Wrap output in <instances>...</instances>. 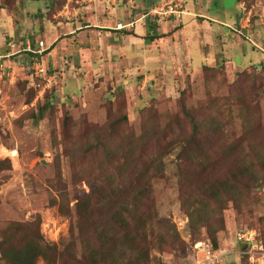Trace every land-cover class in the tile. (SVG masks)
Listing matches in <instances>:
<instances>
[{
	"label": "rangeland",
	"instance_id": "rangeland-1",
	"mask_svg": "<svg viewBox=\"0 0 264 264\" xmlns=\"http://www.w3.org/2000/svg\"><path fill=\"white\" fill-rule=\"evenodd\" d=\"M157 1L167 0H0V161L8 160L0 170V239L9 223L24 225L12 234L16 245L38 226L59 250L77 236L80 259L86 244L118 230L107 220L125 206L122 195L154 215L148 264H197L200 242H216L217 264H264V149L243 159L264 137V0H176L181 13L169 17L148 13ZM118 22L132 26L116 30ZM184 108L224 124L191 146L214 160L201 175L176 142L191 134ZM144 126L149 137L126 151ZM236 142L244 151L231 148ZM155 157L162 168L141 177L143 159ZM244 166L251 172L242 177ZM106 177L122 188L110 196L116 204L107 218L94 202V216L81 215L77 201L92 198ZM219 180L228 183L208 214L211 226L192 230L185 205L206 203L202 184ZM165 225L178 235L172 244L159 239ZM242 232L262 251L238 240Z\"/></svg>",
	"mask_w": 264,
	"mask_h": 264
},
{
	"label": "trees",
	"instance_id": "trees-1",
	"mask_svg": "<svg viewBox=\"0 0 264 264\" xmlns=\"http://www.w3.org/2000/svg\"><path fill=\"white\" fill-rule=\"evenodd\" d=\"M158 2L159 1L155 2L153 5ZM130 33L131 32L129 31H124V34ZM154 37L157 38L160 37V35L155 34ZM151 38H153V36H151ZM211 104L213 105V102ZM251 110H253V107L246 110L248 118H250L253 114V111ZM183 112L185 113L184 115H186L191 124V134L186 140L182 138L181 134H178L180 139L176 140V142L182 143L181 153L186 156L184 157L185 160L193 162L195 165H197V168L200 172L199 175H201L204 171H206L213 165L211 163L214 162V160L211 161V158H207L206 160L201 159L200 154L204 151L201 148H197V151H192L191 146L194 145L199 138L207 139L217 136L221 132L224 124L219 120V118L214 115H209L206 118L198 119V117L194 116L195 114L193 115V112L190 110L184 108ZM143 129L145 131L137 138H135V136H131L132 139L129 140L126 151H131V144H134L139 138H144L145 134L146 137H149V129H145V126L143 127ZM150 132L153 131L150 130ZM252 132L254 133L253 130ZM252 132L244 130V134H247L248 136H253L254 134ZM155 137H157V134H155ZM245 139L247 140V138L245 137L242 138V140ZM260 140L253 147V154L248 153L245 150L243 159H245V155H249L252 158L259 157L261 150L264 149V137ZM249 142L250 138L248 137V143ZM236 147H240L244 151L243 147H245V145L236 142V146L234 144L231 148ZM230 153V155H232V157L236 159V150L230 149ZM109 154L113 153L109 152ZM108 156L109 155H107V157ZM143 161V163L141 164L143 165L142 169L144 172L140 174L141 177L145 173H147V171H149L151 167H153V171L155 169L158 170L162 168L161 161L158 157H155L153 160L143 159ZM7 162L8 160L0 161V170L8 167L1 166L3 163L7 164ZM127 164H131L130 161H128ZM231 165L237 168V165H235V163H232ZM238 169L242 173V177H244V173L249 174L251 172V168L249 166H244L243 168ZM118 176L123 177V174H119ZM235 177L236 176H234V173L230 172L226 178L227 180L232 181ZM107 178L108 177H106L99 184V186H97L96 192L94 193L92 198H84L77 201L76 209L79 210V213L81 215L87 216V218H91L92 216H94V210L89 205L94 202L95 207L103 214L105 213V219L107 218V206L112 203L116 204L115 202L111 201L110 196L114 193L118 194L119 196V191H122V188L115 189V186L113 184L107 182ZM112 183H115L113 177ZM227 183L228 182H223L221 180L211 183L204 182L202 184V191L207 198V202L205 203L195 200L194 202L185 205L186 213L189 219V225L192 230H196L201 226H211V224L208 222V214L217 210L213 203H216V199L221 196L223 189L227 187ZM105 186H108L110 188L109 192L108 190L105 191ZM133 188L134 185L132 184V182H130L128 185V191L133 190ZM107 192L109 193V195L107 194ZM138 199L139 197L135 195L132 202L137 201ZM118 200L121 205L124 204L125 206L122 209L120 208V210H115V214L111 215L107 220L112 221L113 219L114 221H118V230L113 228L110 229L107 233L104 232L101 235L99 242L96 243L97 246H90V242L89 244H86V246H89V249L84 254H81L82 258L76 259L75 253H77L78 244L77 236H72V239L63 246L62 250H59L56 244L47 242L43 239L38 231V226H36L37 231L35 229V235L28 234V236H25L23 242L20 245L14 244L12 234L16 236L23 229L24 225L21 223L12 222L4 227L2 231L3 234L0 239L1 255L4 259V262L6 264H36L37 259L41 257L45 260L46 264H148V255L150 254L148 242L151 237L149 228L151 223L155 221L154 215L152 214L150 208L145 209L141 207L137 208L133 205L129 206L128 202H125L126 200L123 199L122 195L118 197ZM105 228L106 226L104 227V230ZM163 229L164 231H160L159 234V239H161L162 241L172 244L173 236L179 239L174 229L171 233L169 226L165 225L163 226ZM123 244H125L126 247H123ZM83 245H85V243H83ZM211 247L214 250L217 249L216 242H214ZM64 253L67 254L69 260H65L62 258Z\"/></svg>",
	"mask_w": 264,
	"mask_h": 264
},
{
	"label": "built area",
	"instance_id": "built-area-1",
	"mask_svg": "<svg viewBox=\"0 0 264 264\" xmlns=\"http://www.w3.org/2000/svg\"><path fill=\"white\" fill-rule=\"evenodd\" d=\"M180 3L176 0H167L165 2H161L158 5L152 6V8L149 9L148 13L150 15H157V16H178L181 13L180 10ZM132 23H121L118 22L115 26L116 30H121L127 27H131ZM46 48L43 47V42L39 43V50H37V53H42ZM11 55V54H9ZM7 56V55H5ZM38 69L41 71V67L38 66ZM237 239L251 245L252 248L261 252L262 251V245L261 242L257 243L253 241L252 234L249 232H242L237 234ZM253 241V242H252ZM199 245V253L200 255H197V264H217L221 261V253L217 252V250H214L211 246L206 245L202 242L195 245V247L198 249Z\"/></svg>",
	"mask_w": 264,
	"mask_h": 264
},
{
	"label": "crops",
	"instance_id": "crops-1",
	"mask_svg": "<svg viewBox=\"0 0 264 264\" xmlns=\"http://www.w3.org/2000/svg\"><path fill=\"white\" fill-rule=\"evenodd\" d=\"M9 54V53H8Z\"/></svg>",
	"mask_w": 264,
	"mask_h": 264
}]
</instances>
